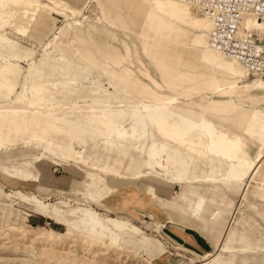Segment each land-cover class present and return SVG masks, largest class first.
<instances>
[{
	"label": "rangeland",
	"instance_id": "obj_1",
	"mask_svg": "<svg viewBox=\"0 0 264 264\" xmlns=\"http://www.w3.org/2000/svg\"><path fill=\"white\" fill-rule=\"evenodd\" d=\"M101 1L105 4L107 12L105 23H102L101 8L94 0H83V4L87 3L82 14L71 10L70 0H43L42 3L51 5L57 11L64 13L67 18L41 12L37 19L42 23V26H36L35 29L45 35L38 37L37 33L32 34L36 39L33 37L24 39L11 30H6V34L28 47L39 46L38 57L44 53L45 45L55 42L58 38L60 52L67 58H73L79 52L81 58L89 63V66H86L88 73L99 81L105 84L115 81L122 92L137 100H143L150 106H165L157 105L156 97L177 98L179 100L177 106L182 109L189 107V104L197 107L196 111H200L203 106H208L210 111L205 117V121L213 124V133L216 136L224 134L231 140H241L239 145L246 148H239V151L246 153L245 156L248 158L253 155L255 147L264 148L261 139L264 136V96L262 92L253 91L250 93L239 89L238 96H220L217 94V88L222 87L229 90L230 83L235 79L228 78L220 70L199 59L198 52L192 47V39L185 40L186 36L192 38V34H182V39H179L181 45H176L172 42L178 39H173V36H162L149 21L138 16L133 9L128 8L125 4L120 5L119 0ZM62 6L68 9L64 10ZM75 22L81 23L82 26H74ZM70 24L73 30L69 29ZM38 60L39 58L35 61ZM22 66L25 72L29 68L28 63H22ZM256 79L259 78L247 77L246 80L251 82ZM223 80H225L224 83ZM212 82H218V84L212 86ZM256 96H259L263 101L250 100ZM165 103L163 101V104ZM253 109L257 110L256 116L251 111ZM23 115L25 117L5 114L0 122V146L3 149L0 154V167L15 165L20 169L27 167L26 169L29 170L25 183H22L21 186L16 180L9 179V175H5L6 172L0 171L3 174L0 175V264H39L42 261L38 256L41 250H52V244L43 248L39 241L31 242L15 236L20 232H10L11 228L15 227L28 232L33 228L42 227L47 231L54 230L57 233H63L66 229V222L63 218L57 217L51 212L45 215L37 205L23 200L18 192L27 197L37 195L47 204L64 210H68L66 207L72 209L89 207L100 215H108L114 219L119 218L121 221L143 229L147 237L155 240L158 245L157 247H147L144 251H125L121 255H117L113 250L87 248L86 244L76 239L70 248L71 252L68 251L73 259H82L86 264H205L203 258L205 253L196 252L197 254H195L180 250V245L186 249L189 248L177 241L168 231L176 228L188 230L193 223L189 215L180 211L181 209L187 211L188 201H177L176 208H173L172 203L169 202L170 198L167 195L182 193L183 190L178 185L173 190L171 189L170 193H165L167 195H159L160 202H163L164 205L161 210L155 208V205L153 207L151 203L149 204L147 195L144 194L145 199H141L138 190L129 191L131 200L127 201L126 207L136 204L155 214L154 217L148 212L142 213L143 216L139 217L136 210L110 216L111 214L108 212L112 209L107 204L105 209H100L97 206L89 205L79 197L38 192L36 187L30 186L32 175L46 185H50L55 180L83 182L82 176L77 170L85 168L80 164L78 153H82L90 164L110 170L114 168L115 155L114 153L109 155L102 146L104 133L100 135L99 131L96 132L97 127L89 122L92 114L85 113L80 118L79 115L74 117L71 114V117L67 119L58 115L56 118L60 119V122H54L58 128L51 132L43 123H37L31 112L27 111ZM73 125H77V127ZM100 131L103 129L101 128ZM84 132L88 133L84 134ZM146 137L148 145L154 142L159 146L157 151L160 156L174 150L175 145L168 142L152 126H149ZM188 139L190 138L188 137ZM162 145L165 147V154L162 152ZM225 148L234 151L231 144L227 143ZM142 149L141 144L136 147L135 166H133L135 168L130 167V161L124 162L121 166L124 173H128L130 176L143 169L140 167L144 161ZM208 149L213 150L212 147H208ZM239 151L237 152L239 153ZM207 152L206 146L200 144L196 138L193 139L192 144H187L182 148L181 155L185 161L183 168L191 180H206L209 177L222 179L224 176L226 178L232 175L230 163L225 160L220 163L217 160L207 159L205 157ZM179 160L181 161V159ZM69 168L74 169L67 171ZM89 171L91 172V170ZM143 171L145 170L143 169ZM145 172L147 173V171ZM261 172H264V165ZM106 179L108 180L107 177ZM160 179L170 185L167 178L160 177ZM108 181L111 182V180ZM49 182L51 183L49 184ZM193 186L197 188V194H201L208 202L207 210L203 215L204 222H199L201 229L202 224L206 225L205 215L208 212L209 203H213L215 199L217 201L231 199L227 203L229 206H231L229 203L233 202L231 204L234 205V201L237 202L238 199L237 203H240V198H215L212 194L217 187H208L203 183ZM252 186L250 189H253ZM189 198L194 201L197 196L189 195ZM247 199L245 204L249 207L245 216V233L249 251L240 259L236 257L233 264H264V197L247 196ZM65 204L67 205L65 206ZM229 206L227 208L232 210ZM157 224L159 229H157ZM193 227L195 228L196 224ZM204 232H207L205 226ZM189 233L198 236L194 231L189 230ZM206 242L209 241L206 240ZM65 248L63 247V249ZM212 251L213 249L207 250L206 253ZM179 253L180 255H178ZM218 253H221L219 249L215 254ZM223 255L227 257L226 261L231 260L233 256V254ZM244 257L248 258L246 262L243 260ZM50 264H56V262L52 261Z\"/></svg>",
	"mask_w": 264,
	"mask_h": 264
},
{
	"label": "bare ground",
	"instance_id": "obj_2",
	"mask_svg": "<svg viewBox=\"0 0 264 264\" xmlns=\"http://www.w3.org/2000/svg\"><path fill=\"white\" fill-rule=\"evenodd\" d=\"M42 1L0 0V3L4 5L0 8V117L6 113L17 115L29 111L33 114L34 120L48 123L50 131H54L58 128L54 122H60V119L56 118L58 115L67 119L71 117V114L74 117L79 115V118L83 117L85 113L92 114L89 122L97 127L96 132L99 131L100 135L104 133L102 146L109 155L136 153V147L141 144L144 156L142 166L148 168L149 172L138 171L129 176L128 173L117 169L115 165L111 170L104 167L99 168L86 161L82 153H78L80 164L85 168L77 170L82 176L83 182L55 180L53 183L49 182L50 185H46L32 175L29 184H33L38 192L79 197L89 205L105 209L107 201L115 197L121 188L133 183L142 184L141 186H145V188L141 189L148 191L154 199H157L158 186L166 185L160 177H165L169 181L175 180L181 188L195 182L212 185L225 181L235 182L238 185L244 184L241 204L247 203L250 182L262 175L261 169L264 160H262L261 153L253 160H248L242 153V156L239 157L237 151H239L241 140H231L224 134L216 136L213 133V124L205 121V117L210 111L208 106H203L200 111H196L197 107L189 104V107L182 109L177 106L179 102L177 98L162 97H156L155 101L157 105H165L164 107L147 105L145 101L137 100L122 92L115 81L105 84L89 74L88 67H86L89 66V63L82 59L79 53H76L73 58L64 56L59 50L57 37L55 42L44 46V53L38 57L39 46L28 47L6 34V30H11L24 39L32 38L34 33H37L38 37H42L45 34L37 32L35 29L36 26H42V23L37 19L41 12L67 18L64 13L57 11L49 4L42 3ZM70 2L72 11L83 13L87 2L84 4L83 0H70ZM94 2L100 6L102 23H105L107 19L105 4L101 0H94ZM107 2L109 1L107 0ZM118 3L133 9L138 16L149 21L162 36H173V39H178L177 41L172 39V43L176 45H181L179 39H182V34H192V38L186 36L185 40L192 39V47L198 52L199 59L220 70L228 78L235 79L230 83V91L222 87L217 88V94L220 96H238L239 89L250 93L260 91L264 96L263 76L249 74L240 62L211 48L209 43L211 25L196 8L178 0H119ZM62 7L64 10L68 9ZM262 24L264 22L261 19L249 17L243 22V30L261 34L262 30L258 25ZM74 26L81 27L82 25L75 22ZM69 29L73 30L71 24ZM37 58L39 60L35 61ZM22 63L29 65L26 72ZM247 77L259 79L248 82ZM224 82L225 80H223ZM217 84L218 82L211 83L212 86ZM250 100L263 101L259 96L252 97ZM163 101L166 103L163 104ZM251 111L256 116L257 110ZM73 126L77 127V125ZM149 126L157 129L168 142L177 146V149L192 144L195 138L198 139L200 144H204L208 150L205 157L220 163L223 160L229 162L232 175L226 178L224 176L222 179L209 177L206 180L195 179L192 181L185 176L186 170L183 168L185 161L176 149L166 153L165 147L162 145V152L166 154L160 156L157 151L159 146L156 143L152 142L148 145L146 132ZM74 127L72 128L74 129ZM101 128L103 131H100ZM87 133L84 132V134ZM227 143L233 146L232 150L234 151L225 148ZM208 147H212L213 150L211 151ZM1 168L8 172L11 179L23 183L19 176V167L2 165ZM73 169L69 168L67 171ZM176 169L179 173L174 172ZM18 193L21 194L23 200L37 205L45 215L51 212L66 222V229L63 233H57L54 230L47 231L42 227L33 228L28 232L15 227L9 230L10 232H20V235L16 234L15 236L24 240L39 241L43 248L52 244V250H41L38 256L42 261L39 264H50L52 261H55L56 264H86L82 259L70 257V248L76 239L86 244L87 248L113 250L117 255H121L125 251L139 252L146 250L147 247L158 246L155 240L147 237L143 229L121 221L119 218L114 219L108 215H100L89 207L73 209L66 207L68 210H64L47 204L37 195L27 197L21 192ZM168 196L173 199L171 194ZM241 204L238 205V211L243 206ZM204 206L205 200L202 198L193 202L189 217L197 220ZM236 217L237 214L231 218L230 226L235 223ZM63 247L66 248L63 249ZM203 256L209 264H227L219 254Z\"/></svg>",
	"mask_w": 264,
	"mask_h": 264
},
{
	"label": "crops",
	"instance_id": "obj_3",
	"mask_svg": "<svg viewBox=\"0 0 264 264\" xmlns=\"http://www.w3.org/2000/svg\"><path fill=\"white\" fill-rule=\"evenodd\" d=\"M248 78H251V77H248ZM3 115H5V114L1 115L0 122L2 120ZM14 116L25 117L23 115V113H18L17 115H14ZM35 121L37 123H43L50 131V128H49L50 125L48 123L43 122V121H39V120H35ZM231 148H233V146H231ZM239 148H246V147L245 146H243V147L239 146ZM175 149L181 155L182 148L177 149V146H175L174 150ZM261 149H262L261 147H257V148L255 147V151L252 152L253 155H250L249 158L246 156L245 157L248 160H253L259 153H261ZM5 151H8V150H5ZM1 152H3V149H1V146H0V154H1ZM242 154H244V153H242ZM242 154H241V152H239L238 156L241 157ZM134 155H135V153H133V152L129 153V154H116L115 158H114L115 167L123 172L121 166L126 161H130L129 162L130 167L135 166V164H134L135 163V156ZM263 165H264V162H263ZM13 166H15V165H13ZM140 167H142L145 171H148V168L143 167L142 164ZM26 168L27 167H24L21 169L19 168V176H20V179L22 180L23 184L25 183L24 181L26 180L27 175L29 173L28 172L29 170H27ZM133 168H135V167H133ZM143 169L138 170V171H143ZM0 171L3 173L6 172L1 167H0ZM174 172L179 173V171L177 169L174 170ZM6 173H8V172H6ZM0 175H3V174L0 173ZM5 175H8V174H5ZM180 175H184V174H180ZM23 176H25V177H23ZM185 176H187L189 178V176L187 175V172H186ZM9 179H11L10 176H9ZM193 180H195V179H193ZM23 184L18 182L19 186H21ZM194 184H197V183L195 182L191 185H185L184 188H181V186L175 180L174 181L170 180V185H168V184L164 185L163 184L161 186H158V198L154 199L153 196L148 191L141 189V188H145V186H141L142 184L137 185V184L133 183L131 185H128L127 187L121 188L120 192L117 193L115 197H113L109 201H107V203H106L107 206H109L112 209L108 213H110L111 214L110 216H112V214L118 215L121 212L124 213V212L130 211V210H136V213L138 216H141V215L143 216L142 213L148 212L149 215L154 217L155 214L148 211V209L146 210L144 208H140L136 204H131L130 207L129 206L126 207L127 203H128L127 201L131 200V194L129 191L134 190V189L138 190L139 196L141 197V199H145V195H147L149 198V204L151 203L153 205V207L155 205V208L157 207L158 209L161 210L164 207V205L162 204L163 202H160L161 199L159 198V195L165 194L168 192L170 193L171 189L173 190V188L176 185H178L183 190L182 193L180 195L172 194L173 199L170 198L169 202L172 203L171 206L173 208H176V205H177L176 202L177 201H179V200H182L183 202L188 201L189 207H188L187 211L184 209L180 210L183 214L189 215L191 204L193 202H195L196 200H198L199 198H202L205 200V206H204L199 218L197 220L191 218V222H193L191 224V228H189L188 230H186L184 228L183 229L176 228L175 230L174 229L168 230L169 233L174 238H176L177 241L184 244L185 246H187L190 249V250L186 249L185 247L180 245V247H181L180 250H183L184 252L189 251V252L195 253V254H197L196 252L205 253V254H215L217 252V249H219V251L221 253H218V254L220 256H222L223 261L225 260V258H227L223 254H233V256L231 257L232 258L231 260H227V261L225 260L224 261V262H227V264H233V261L236 257H238V259H240V257L242 255H247L248 253H246V252L249 251L248 250L249 249L248 243L246 241V233H245V229H246L245 216H246V212H247L249 206L247 204H245L247 207L245 209V205H243L244 203L241 204V194H242L245 186H244V184L238 185L235 182H225V181L216 182L212 185L211 184L207 185L208 187H213V188L217 187V189L214 190L215 192H213V194H212V195H214L215 198H222V197L223 198H225V197L240 198L239 204H241L243 206L238 211L237 208H238L239 204L237 202L239 199L237 200V202L234 201V205L231 204L233 202L229 203L231 206L227 205V203L231 199L223 200V201H217L215 199L213 203H209L210 205L208 206V212L205 215L206 225L202 224V229H201L199 222L200 221L204 222L203 215H204L205 211L207 210V203L208 202L203 196H201V194H199V195L197 194L198 190H197V188H194V186H193ZM252 184H254V185L252 186ZM29 185L33 186V184H29ZM250 186H252L253 189H250V187H249L248 197H251V196L264 197V172L262 173V175L258 176V178H255L252 182H250ZM165 195H167V194H165ZM189 195L197 196V199L193 201L189 198ZM143 203L145 204V202H143ZM158 204H159V206H158ZM227 206L231 207L232 210H229V208H227ZM244 209H245V211H244ZM236 214H237V217H236L235 223L232 226H230L231 225L230 224L231 218L234 217ZM194 224H196L195 228L193 227ZM204 226L207 227V232H204ZM157 227H158V224H157ZM255 227H257V226H255ZM158 229H159V227H158ZM189 230L196 232L198 236L196 237L194 234L189 233ZM206 240L209 241L211 244L209 242H206ZM211 249H213V251L211 253H206L207 250H211ZM178 255H180V253ZM243 260L246 262L248 260V258L244 257Z\"/></svg>",
	"mask_w": 264,
	"mask_h": 264
},
{
	"label": "built area",
	"instance_id": "obj_4",
	"mask_svg": "<svg viewBox=\"0 0 264 264\" xmlns=\"http://www.w3.org/2000/svg\"><path fill=\"white\" fill-rule=\"evenodd\" d=\"M196 8L211 25L213 50L240 62L251 75L264 77V38L243 30V22L254 17L264 22V0H178Z\"/></svg>",
	"mask_w": 264,
	"mask_h": 264
},
{
	"label": "snow or ice",
	"instance_id": "obj_5",
	"mask_svg": "<svg viewBox=\"0 0 264 264\" xmlns=\"http://www.w3.org/2000/svg\"><path fill=\"white\" fill-rule=\"evenodd\" d=\"M4 7V5L2 3H0V8ZM258 27L262 30L261 31V36L262 38H264V24L262 25H258ZM262 143H264V136H262ZM261 157H262V160H264V148L261 149ZM205 264H209L208 261H205Z\"/></svg>",
	"mask_w": 264,
	"mask_h": 264
}]
</instances>
